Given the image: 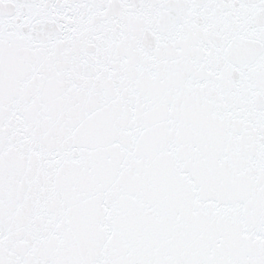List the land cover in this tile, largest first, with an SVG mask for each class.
<instances>
[{
    "label": "snow or ice",
    "instance_id": "6c2138e0",
    "mask_svg": "<svg viewBox=\"0 0 264 264\" xmlns=\"http://www.w3.org/2000/svg\"><path fill=\"white\" fill-rule=\"evenodd\" d=\"M0 264H264V0H0Z\"/></svg>",
    "mask_w": 264,
    "mask_h": 264
}]
</instances>
